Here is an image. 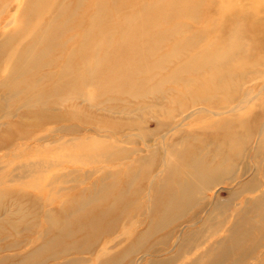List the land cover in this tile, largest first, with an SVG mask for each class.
Returning <instances> with one entry per match:
<instances>
[{"label":"bare ground","instance_id":"bare-ground-1","mask_svg":"<svg viewBox=\"0 0 264 264\" xmlns=\"http://www.w3.org/2000/svg\"><path fill=\"white\" fill-rule=\"evenodd\" d=\"M130 1L30 0L22 15L0 85L49 118L15 141L0 121V264H264V0L231 14L209 0L231 21L220 32L205 0ZM85 164L57 174L66 190L43 183Z\"/></svg>","mask_w":264,"mask_h":264},{"label":"rangeland","instance_id":"rangeland-1","mask_svg":"<svg viewBox=\"0 0 264 264\" xmlns=\"http://www.w3.org/2000/svg\"><path fill=\"white\" fill-rule=\"evenodd\" d=\"M29 1L30 0H6V1L5 0H0V78L4 77V76H7L8 73L10 72V70H9L10 68L8 66L9 64H8V60L6 58V55H8V53L11 51V49H14V48L15 49L19 48L20 49L21 48V38H19V37L22 36L23 33H25V30H24V27H23V24H22L21 20H22V15H23L24 11L26 10L27 6L29 5L28 4ZM67 1L70 4L71 1H73V0H67ZM126 2L129 3V2H132V1L126 0ZM230 2L232 3V4H230L231 8L229 7V9H228V13H230V14L235 12L236 10H239V11L243 12V11L247 10L248 7L250 6V4L246 0H241V1L240 0H230ZM203 3L204 4L202 6L203 7L202 10L205 11V10H209L210 9L212 20H215V21L218 22V23H216V25L218 26L219 32L223 28L226 29V28H228L230 26V23H231L230 19L221 17L214 10V8L210 5V1L209 0H205V2H203ZM131 5H128L129 7L125 8L126 10L120 11L119 12L120 16L130 15L131 14L130 11L132 10L131 9ZM165 6H169L167 4V2H165ZM96 8H97V6L93 5L91 7V10H95ZM252 10L256 11L255 9H252ZM247 12H244V13H247ZM56 13H57L56 10L54 11V9H53L50 12H48V15L50 16L51 14H56ZM81 14H82V11L78 15L79 18L82 16ZM49 16H46V18H48ZM190 23H193V22H190ZM193 27H198V24H195ZM254 28H256V25L253 26V30H254ZM8 38H11V39H8ZM258 39H260V41H261V38H258ZM261 53H264V50H261ZM130 64H131V62H130ZM109 65L110 64H108V66ZM111 79H115V80L112 81ZM106 82L109 83L108 85L111 84L110 86L113 85L112 88H113L114 92H115V88L116 87H117L116 88L117 89L116 92H118L120 90L123 91V88L121 87L123 85H121V82H119V80H117V78H115V77L114 78H107L106 77ZM106 82L102 83V85L100 87L101 88L103 86L105 87V85L107 84ZM113 82L115 84H113ZM108 85H106V88H111ZM36 89H38V91H39L40 87H37ZM0 92H1L0 93V105L4 107V109L0 113V116H1L0 121H4L5 124L11 123V124H15L16 125V126L13 127V129L11 131V133H12L11 137L15 136L17 138L12 140V141H15V140L19 139V135L21 134V132H23V133L24 132H28V134H34L38 130V128L41 127V125L39 124V120H42L43 123L48 121L47 119L49 118V116L46 114L47 111H45V108L41 109V110L34 111V114H32L30 117L26 118L25 117V113H27L28 111L26 109H24V108H18L20 105L18 104V102H17L15 97L10 98V99H8L9 101H7L5 99L7 97L2 92L1 85H0ZM131 93H133V92H131ZM107 95L108 94H106V96ZM59 108H63V107L59 106ZM84 114H88V113H84ZM99 114H104V115H106V117L109 115L108 113L105 114L104 112H99ZM3 117H6V119L2 120ZM31 117H35L36 119H33ZM113 117L121 118L122 116L117 115V116H113ZM62 122L64 123V121H62ZM76 123H79V122H76ZM55 126L56 125L50 124V125L46 126V129H51V128H54ZM155 126H156V121L150 119L149 127L154 129ZM4 127H2V131H3ZM114 127L106 126V130L115 131L117 128H114ZM7 128H8V125H6V130H7ZM38 135L41 136V135H43V133L39 132ZM1 137L2 136L0 135V154L3 153V148H2L1 141L6 139V138H1ZM94 138H96V137L94 136ZM81 141L82 140H77V143H79ZM20 142L21 141L19 140V143ZM17 143H18V141H17ZM52 145H54V144H52ZM96 146H97V144H95L93 147H96ZM53 157L56 158V159H61V158L64 159L63 158L64 157V152L57 151L56 154H54ZM10 165H12V171L16 172L17 174H22V172H20L17 168L13 167V165H15V164H13V162ZM68 166H69L68 169H65L64 167L54 168V169L50 170L49 172L45 173V176H46L47 179L43 183L44 184L50 183L53 180L54 177L58 176L57 174L64 173V172L68 171L69 169H73V173L74 174L80 175L82 170L89 171V170H92V168L94 166H97V165L85 164V166H80V165H75V166L68 165ZM78 169H79V171H78ZM56 179L57 180H56L55 184L60 190H66V188L71 186V183H65L60 178V176L58 178L56 177ZM12 184H15V182L14 183L12 182ZM61 188H63V189H61ZM26 190L28 192L35 193L33 188L27 187ZM217 192L219 193L218 197L220 199H222V200H226L228 198V196H229V190L227 188H225V187H220ZM0 201L4 202V199H0ZM18 224H20V226H25V225L28 226V225H31L32 223L29 220H26V219L24 220L23 219V220H19ZM184 227L182 226L179 231L183 233V231L185 229ZM23 238L24 237H20V236H16L15 239L14 238H8L7 240H5L4 243H8V242H10L12 240L13 241H21ZM263 250H264V246L260 247L259 253H261ZM171 254H174V253H171ZM81 257L84 258V259H88L90 256L83 255Z\"/></svg>","mask_w":264,"mask_h":264}]
</instances>
